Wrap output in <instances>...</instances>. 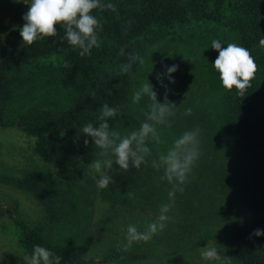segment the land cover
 <instances>
[{"label": "trees", "instance_id": "16d2710c", "mask_svg": "<svg viewBox=\"0 0 264 264\" xmlns=\"http://www.w3.org/2000/svg\"><path fill=\"white\" fill-rule=\"evenodd\" d=\"M111 2L116 12L94 13L103 30L91 55L80 56L67 44L63 26H57L56 36L29 46L20 36L23 24L0 25V128L32 138V153L43 164L70 158L89 166L101 158L100 149L82 129L98 124L104 103L119 109L108 123L122 134L137 130L147 118L151 101L144 97L132 103L145 82L153 85L160 103L163 83L179 110L170 118L171 127L157 125L163 143L149 140L151 154L139 169L125 172L113 163L107 171L114 183L108 188H99L84 172L55 176L34 167H5L0 184L25 194L40 211L35 224L14 221L23 260L39 244L60 256V264H188L190 255L210 242L221 256L232 258L231 264H264V236L251 235L264 230V46L259 44L264 0ZM213 39L225 47L238 43L255 57L259 70L243 97L222 87L213 67L218 56ZM129 53H139L145 63L137 61L130 74H121L118 66L129 62ZM173 65L178 70L171 84L166 70ZM186 108L192 109L190 116L183 115ZM196 126L202 129V155L183 193H176L167 226L148 242L122 251L127 226L143 231L156 217L141 215L157 216L168 202L171 185L152 162ZM95 201L125 209L123 225L111 219L97 230ZM4 213L0 207V218Z\"/></svg>", "mask_w": 264, "mask_h": 264}, {"label": "clouds", "instance_id": "9594fccd", "mask_svg": "<svg viewBox=\"0 0 264 264\" xmlns=\"http://www.w3.org/2000/svg\"><path fill=\"white\" fill-rule=\"evenodd\" d=\"M97 10L117 11V5L111 0H31L27 12L23 15V26L19 29L22 42L31 46L37 40L57 35V26H63L67 44L79 50L80 56L91 55L93 48L100 47L99 32L103 30L100 19L94 14ZM264 46V38L259 41ZM121 47L120 51L123 52ZM211 48L218 52L213 67L219 74L222 87L228 91L235 89L240 96H244L246 90L251 87V81L255 79L259 70L255 57L251 51L235 42L227 43L226 47L219 39H213ZM129 62L118 66L121 74H130L133 63H145V59L139 53H129ZM70 62L65 63L69 67ZM178 65L167 67L166 74L169 83L174 84L172 74L177 72ZM161 81L162 77H157ZM165 88L164 102L157 101V93L149 82L143 83L133 94L132 103L136 104L142 98L147 97L151 102L148 105L146 120L140 124L137 130L127 134L110 128L109 119L116 117L119 109L110 107L104 103L97 116L98 124L87 123L82 132L90 137L94 145L100 149L98 156L88 166L98 174L97 185L99 188H108L114 183L107 170L113 168V163L123 171L130 167L139 169L145 164L146 157L151 154L148 146L149 140L155 144H161V134L157 125L171 127V117L179 110L175 103L168 100ZM95 96V92L91 93ZM191 108H186L183 115L190 116ZM202 129L199 126L181 133L166 153H160L158 160L152 162V166L158 171L163 169L161 180H166L171 188L168 191V202L160 206L156 218L148 223L141 231L134 224H129L126 229V243L121 246L122 251H129L135 242H148L154 235L162 232L169 219L168 213L175 205L176 193H183L184 185L192 169L199 160L201 153ZM89 141L84 140L85 146ZM133 198V193L127 194ZM256 237L264 236V230L255 229L251 234ZM201 258L216 264H231L232 258L221 256L220 250L212 243L198 250ZM26 264H60L61 257L53 251L39 244L34 245L29 255L24 257Z\"/></svg>", "mask_w": 264, "mask_h": 264}, {"label": "rangeland", "instance_id": "374dc122", "mask_svg": "<svg viewBox=\"0 0 264 264\" xmlns=\"http://www.w3.org/2000/svg\"><path fill=\"white\" fill-rule=\"evenodd\" d=\"M32 144L33 139L17 129L0 128V172H3L5 167L21 169L34 167L55 176H65L72 171L84 172L97 182L98 174L78 160L63 158L49 164L41 163L32 153ZM0 207L5 212L0 218V264H25L17 246L14 221L22 220L27 224H35L40 218V211L25 194L2 184H0ZM125 216H127L125 209L108 207L99 201L94 202L92 223L97 230H102V225L110 222L111 219L120 227L124 218H127ZM141 217L153 219L156 215L145 212ZM189 259L188 264H214L203 260L199 251L191 254ZM96 260L99 263V259ZM216 264H219V261Z\"/></svg>", "mask_w": 264, "mask_h": 264}, {"label": "crops", "instance_id": "0c3cea01", "mask_svg": "<svg viewBox=\"0 0 264 264\" xmlns=\"http://www.w3.org/2000/svg\"><path fill=\"white\" fill-rule=\"evenodd\" d=\"M29 3L25 0H0V25L24 24L22 17Z\"/></svg>", "mask_w": 264, "mask_h": 264}]
</instances>
